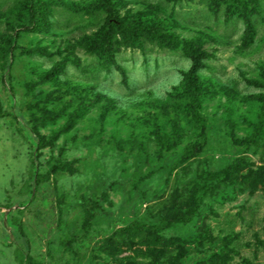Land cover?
I'll list each match as a JSON object with an SVG mask.
<instances>
[{
  "label": "rangeland",
  "instance_id": "obj_1",
  "mask_svg": "<svg viewBox=\"0 0 264 264\" xmlns=\"http://www.w3.org/2000/svg\"><path fill=\"white\" fill-rule=\"evenodd\" d=\"M18 249L264 264V0H0V264Z\"/></svg>",
  "mask_w": 264,
  "mask_h": 264
},
{
  "label": "trees",
  "instance_id": "obj_2",
  "mask_svg": "<svg viewBox=\"0 0 264 264\" xmlns=\"http://www.w3.org/2000/svg\"><path fill=\"white\" fill-rule=\"evenodd\" d=\"M33 15H34L35 20L37 18L38 24H40L41 20H42V15H43L42 10L34 11V14L32 13V16ZM187 52H188V55H189V57L191 58V61H192L191 70L194 71V70H196V68H197V66L199 64V60H200L199 56H200V54H197L195 52V50H193V49H188ZM191 73H192V71H191ZM25 188L23 187V190H25ZM130 225H134V223L130 224ZM16 258H17V260H18V262L20 264H38V263L34 262L33 258L30 255L24 254L19 249L16 251Z\"/></svg>",
  "mask_w": 264,
  "mask_h": 264
}]
</instances>
